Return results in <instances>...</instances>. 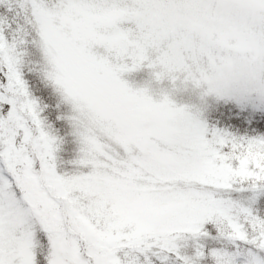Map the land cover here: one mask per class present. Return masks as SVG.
<instances>
[{
	"label": "snow or ice",
	"instance_id": "obj_1",
	"mask_svg": "<svg viewBox=\"0 0 264 264\" xmlns=\"http://www.w3.org/2000/svg\"><path fill=\"white\" fill-rule=\"evenodd\" d=\"M0 264H264V0H0Z\"/></svg>",
	"mask_w": 264,
	"mask_h": 264
},
{
	"label": "rangeland",
	"instance_id": "obj_2",
	"mask_svg": "<svg viewBox=\"0 0 264 264\" xmlns=\"http://www.w3.org/2000/svg\"><path fill=\"white\" fill-rule=\"evenodd\" d=\"M124 78L129 81L131 86L141 87L148 79V70L140 69L131 73H125ZM163 86L165 88L170 87L167 81L164 82ZM153 98L159 99L158 96H154ZM170 99H172L177 105H194L199 103L197 91L194 90L190 85L186 88H179L178 90L171 92ZM59 135L63 137V142L60 145L58 153L59 160L62 167L69 168L71 165L68 163V161L75 157L78 146L71 135H65L63 131H60Z\"/></svg>",
	"mask_w": 264,
	"mask_h": 264
}]
</instances>
